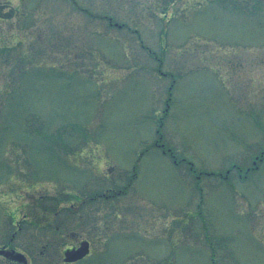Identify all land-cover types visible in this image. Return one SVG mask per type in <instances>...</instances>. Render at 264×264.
<instances>
[{
	"label": "rangeland",
	"instance_id": "rangeland-1",
	"mask_svg": "<svg viewBox=\"0 0 264 264\" xmlns=\"http://www.w3.org/2000/svg\"><path fill=\"white\" fill-rule=\"evenodd\" d=\"M83 1L0 0V246L264 264V0Z\"/></svg>",
	"mask_w": 264,
	"mask_h": 264
},
{
	"label": "flooded vegetation",
	"instance_id": "flooded-vegetation-1",
	"mask_svg": "<svg viewBox=\"0 0 264 264\" xmlns=\"http://www.w3.org/2000/svg\"><path fill=\"white\" fill-rule=\"evenodd\" d=\"M70 1L78 11L80 12H87V8L85 7L84 1L83 0H68ZM110 25L112 26H118V27H123L125 24H118L115 22H110ZM68 219V217H66ZM58 219V217H47V216H31L29 217L28 223L32 225L33 227H36L37 229H41L46 226V224H52V220ZM27 222V219L20 220L16 223L17 230L11 235V238L2 246H0V264H32V259L29 257L28 253L24 250L19 249L15 243L17 235L19 234L18 231L22 230V223ZM65 223V222H64ZM57 229H59V226H57ZM58 235L60 239L64 238V233L58 232ZM59 242L57 243L58 245L61 243V240H58ZM56 243L54 244V246ZM53 246V247H54ZM61 246H63V254H64V260L66 259L67 256L69 258L75 257L77 252H86L88 251L90 255L91 253V248H90V243L87 241V239H83L81 236L76 237V239L73 242H62ZM83 252V253H84ZM44 253V252H42ZM86 256V257H87ZM85 257V258H86ZM83 258V259H85ZM82 259V260H83ZM81 260L74 261V262H65V264H74L77 263Z\"/></svg>",
	"mask_w": 264,
	"mask_h": 264
},
{
	"label": "water",
	"instance_id": "water-1",
	"mask_svg": "<svg viewBox=\"0 0 264 264\" xmlns=\"http://www.w3.org/2000/svg\"><path fill=\"white\" fill-rule=\"evenodd\" d=\"M77 256H79V255H77ZM69 260V259H68ZM71 260V259H70Z\"/></svg>",
	"mask_w": 264,
	"mask_h": 264
}]
</instances>
